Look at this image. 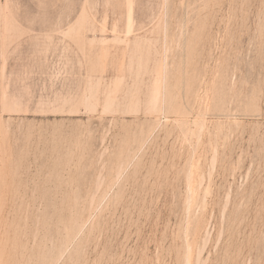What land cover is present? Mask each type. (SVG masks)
<instances>
[{
    "label": "rangeland",
    "instance_id": "obj_1",
    "mask_svg": "<svg viewBox=\"0 0 264 264\" xmlns=\"http://www.w3.org/2000/svg\"><path fill=\"white\" fill-rule=\"evenodd\" d=\"M0 264H264V0H0Z\"/></svg>",
    "mask_w": 264,
    "mask_h": 264
}]
</instances>
